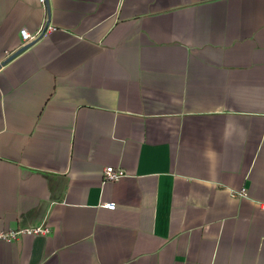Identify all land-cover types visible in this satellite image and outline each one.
<instances>
[{"label": "crops", "instance_id": "0c3cea01", "mask_svg": "<svg viewBox=\"0 0 264 264\" xmlns=\"http://www.w3.org/2000/svg\"><path fill=\"white\" fill-rule=\"evenodd\" d=\"M7 53L0 264H264V0H0Z\"/></svg>", "mask_w": 264, "mask_h": 264}, {"label": "built area", "instance_id": "2783aa9c", "mask_svg": "<svg viewBox=\"0 0 264 264\" xmlns=\"http://www.w3.org/2000/svg\"><path fill=\"white\" fill-rule=\"evenodd\" d=\"M45 0H39L42 4ZM20 43L19 47L25 46L26 44L36 40L37 34H30L26 29H20ZM18 47V48H19ZM9 54L7 53L4 56H0V66H2V63L6 60L7 56ZM126 174V171L120 167H113V166H106L102 169V181L107 182L109 181H115L118 180L120 177L124 176ZM241 196L246 195L245 191L242 189L238 193ZM105 207L113 209L115 207L114 203H105ZM259 208L262 212H264V202L258 203ZM47 229L43 227H34V228H22V229H16V230H0V240L4 241H12L17 239L22 234H38V233H46Z\"/></svg>", "mask_w": 264, "mask_h": 264}, {"label": "water", "instance_id": "95a60500", "mask_svg": "<svg viewBox=\"0 0 264 264\" xmlns=\"http://www.w3.org/2000/svg\"><path fill=\"white\" fill-rule=\"evenodd\" d=\"M27 47V44H26V46H24V47H21L14 55H16L17 53H19L20 51H23L25 48ZM13 55V56H14ZM12 56V57H13ZM5 64V61L2 63V65H4Z\"/></svg>", "mask_w": 264, "mask_h": 264}]
</instances>
